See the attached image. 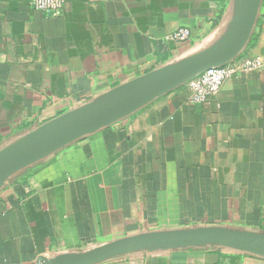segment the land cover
<instances>
[{"label":"crops","instance_id":"1","mask_svg":"<svg viewBox=\"0 0 264 264\" xmlns=\"http://www.w3.org/2000/svg\"><path fill=\"white\" fill-rule=\"evenodd\" d=\"M248 1L64 0L47 18L0 0V153L215 52ZM179 29L187 41L170 38ZM252 37L228 64L264 60V0ZM189 97L180 84L3 180L0 264L206 229L250 236L159 243L98 264H264V70L240 71L202 104Z\"/></svg>","mask_w":264,"mask_h":264},{"label":"water","instance_id":"2","mask_svg":"<svg viewBox=\"0 0 264 264\" xmlns=\"http://www.w3.org/2000/svg\"><path fill=\"white\" fill-rule=\"evenodd\" d=\"M261 0H249L243 8L242 17L231 39L215 52L192 59L158 77L149 87L130 99L113 106L96 110L86 116L68 120L64 128L45 134L37 133L18 147L0 153V183L10 174L36 159L70 143L96 129L106 126L130 113L142 104L151 101L187 83L205 70L224 66L233 61L245 49L251 36ZM54 131V130H53ZM249 234L206 230H171L140 234L120 239L76 255L73 259L39 257L35 264H98L116 256L144 249L148 246L168 242H209L217 243L231 237L246 238Z\"/></svg>","mask_w":264,"mask_h":264},{"label":"built area","instance_id":"3","mask_svg":"<svg viewBox=\"0 0 264 264\" xmlns=\"http://www.w3.org/2000/svg\"><path fill=\"white\" fill-rule=\"evenodd\" d=\"M28 6L37 14L55 18L61 15L64 0H26ZM190 33L187 29H179L170 36L173 41L185 42ZM264 70V60L260 58H244L236 63L220 67H212L186 83L190 92L189 103L202 104L214 97L222 85L236 77L240 71Z\"/></svg>","mask_w":264,"mask_h":264},{"label":"trees","instance_id":"4","mask_svg":"<svg viewBox=\"0 0 264 264\" xmlns=\"http://www.w3.org/2000/svg\"><path fill=\"white\" fill-rule=\"evenodd\" d=\"M253 44H254V37H252V38L250 39V41L248 42V44H247V48H250ZM247 48H246V49H247Z\"/></svg>","mask_w":264,"mask_h":264}]
</instances>
